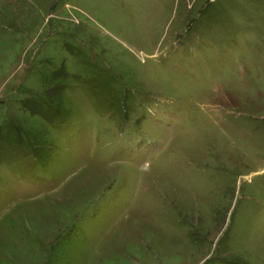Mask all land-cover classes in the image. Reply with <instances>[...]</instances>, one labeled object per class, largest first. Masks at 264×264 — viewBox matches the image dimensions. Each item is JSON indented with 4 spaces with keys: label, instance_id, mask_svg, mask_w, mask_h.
Wrapping results in <instances>:
<instances>
[{
    "label": "rangeland",
    "instance_id": "obj_1",
    "mask_svg": "<svg viewBox=\"0 0 264 264\" xmlns=\"http://www.w3.org/2000/svg\"><path fill=\"white\" fill-rule=\"evenodd\" d=\"M0 264H264V0H0Z\"/></svg>",
    "mask_w": 264,
    "mask_h": 264
},
{
    "label": "bare ground",
    "instance_id": "obj_2",
    "mask_svg": "<svg viewBox=\"0 0 264 264\" xmlns=\"http://www.w3.org/2000/svg\"><path fill=\"white\" fill-rule=\"evenodd\" d=\"M99 173H101V172H99ZM96 175H97V174H96ZM96 175H95V176H96ZM95 176H94V177H95ZM98 176H99V175H98ZM38 202H39V201H38ZM31 204H32V203H31Z\"/></svg>",
    "mask_w": 264,
    "mask_h": 264
}]
</instances>
